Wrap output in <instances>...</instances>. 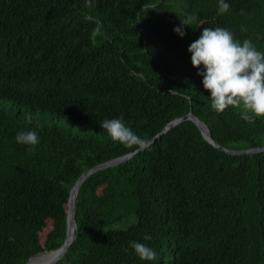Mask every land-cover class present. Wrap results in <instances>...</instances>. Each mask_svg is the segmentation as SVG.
Instances as JSON below:
<instances>
[{"label": "trees", "instance_id": "16d2710c", "mask_svg": "<svg viewBox=\"0 0 264 264\" xmlns=\"http://www.w3.org/2000/svg\"><path fill=\"white\" fill-rule=\"evenodd\" d=\"M225 2L220 15L219 0H0V264L58 248L76 179L134 151L110 138L105 119L122 117L149 140L191 111L228 149L264 145V118L214 111L191 63L204 28L264 52V0ZM187 17L181 37L174 28ZM20 131L38 133L35 151L16 142ZM75 220L54 264H264V152L226 153L185 120L86 177ZM131 241L156 258L141 260Z\"/></svg>", "mask_w": 264, "mask_h": 264}, {"label": "clouds", "instance_id": "9594fccd", "mask_svg": "<svg viewBox=\"0 0 264 264\" xmlns=\"http://www.w3.org/2000/svg\"><path fill=\"white\" fill-rule=\"evenodd\" d=\"M85 2L86 6L94 7V0ZM229 10L230 5L225 0H219L218 14H225ZM191 19H181V27L174 28V32L183 37V26H189ZM101 28L102 25L97 22L91 33L93 39L101 33ZM241 30L246 31L243 26ZM188 51L192 54V66L198 69L197 75L203 77L204 89L210 92L214 111L221 114L231 107L239 109L242 119L246 121L264 118V52L258 51L250 39L241 43L227 28H204ZM28 119L30 121L31 117ZM100 126L114 142L126 148L141 151L150 148L149 141L139 137L122 117L105 119ZM15 139L17 143L26 145L29 152L35 151L40 143L36 131H20ZM144 239L151 240V236L145 235ZM130 247L143 261L156 258V252L143 243L131 241Z\"/></svg>", "mask_w": 264, "mask_h": 264}, {"label": "water", "instance_id": "95a60500", "mask_svg": "<svg viewBox=\"0 0 264 264\" xmlns=\"http://www.w3.org/2000/svg\"><path fill=\"white\" fill-rule=\"evenodd\" d=\"M185 120H191L198 127V129L202 133L204 139H206L214 147H216L222 151H225L226 153L248 154V153L264 152V145L256 146V147L243 148V149H239V150L228 149V148L220 145L211 136V133H210L206 123L204 121L200 120L191 111H188L184 115L176 117V118L170 120L169 122H167L158 133H156L153 137H151L148 140L149 143H152L156 138H159L161 135L167 133L171 128L182 123ZM138 151H140V150H134V151L129 152L127 154H124V155L112 158L110 160L104 161L102 163L96 164V165L88 168L87 170H85L83 173H81V175L76 179L75 183L71 187V189L69 191L68 198H67L65 238H64L62 244L58 248L53 249V250H49V251H45V252H52L53 254L51 255V257L41 261L38 264H54V263H56L59 259H61V257L63 256V254L65 253V251L69 247V245L74 240V238L76 236L75 230L77 227L76 220H75L76 197H77L79 186L86 179V177H88L90 174H92L93 172H95L97 170H100V169H103V168H106L109 166H114L118 163H121L122 161H125V160L129 159L130 157H132ZM36 255H38V254L30 256L24 264H30L31 258H33Z\"/></svg>", "mask_w": 264, "mask_h": 264}, {"label": "rangeland", "instance_id": "374dc122", "mask_svg": "<svg viewBox=\"0 0 264 264\" xmlns=\"http://www.w3.org/2000/svg\"><path fill=\"white\" fill-rule=\"evenodd\" d=\"M174 6L177 7V8H180V4L177 3V2H173ZM175 8V10L177 9ZM9 102H7L6 104H8ZM22 108H20L21 110ZM36 113H39V112H36ZM46 121L48 122H55L57 123L59 126L61 127H68L70 126L71 124V121L68 120V119H64V118H56L54 115H51V114H46ZM73 126V125H72ZM45 252V251H44ZM43 253V252H42ZM41 254V253H40Z\"/></svg>", "mask_w": 264, "mask_h": 264}, {"label": "bare ground", "instance_id": "6f19581e", "mask_svg": "<svg viewBox=\"0 0 264 264\" xmlns=\"http://www.w3.org/2000/svg\"><path fill=\"white\" fill-rule=\"evenodd\" d=\"M52 254H53L52 252H43L41 254H38V255L34 256L33 258H31L30 264H38L41 261L51 257Z\"/></svg>", "mask_w": 264, "mask_h": 264}]
</instances>
